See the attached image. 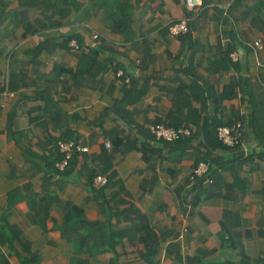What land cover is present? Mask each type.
Instances as JSON below:
<instances>
[{
  "label": "crops",
  "instance_id": "0c3cea01",
  "mask_svg": "<svg viewBox=\"0 0 264 264\" xmlns=\"http://www.w3.org/2000/svg\"><path fill=\"white\" fill-rule=\"evenodd\" d=\"M181 18L189 31L171 35ZM94 30L105 67L78 85ZM159 119L192 135L156 141L148 132ZM238 120L242 145L217 142L213 127ZM60 138L89 148L68 175L51 165ZM199 159L214 177L201 191L189 180ZM85 165H110L124 188L107 195L133 203L149 229L112 250L79 251L61 231L68 203L104 218ZM0 235L6 264L21 263L23 243L39 264H264V0L195 10L186 0H0Z\"/></svg>",
  "mask_w": 264,
  "mask_h": 264
},
{
  "label": "trees",
  "instance_id": "16d2710c",
  "mask_svg": "<svg viewBox=\"0 0 264 264\" xmlns=\"http://www.w3.org/2000/svg\"><path fill=\"white\" fill-rule=\"evenodd\" d=\"M228 11L232 12V8L229 7L228 9L222 11L223 17L225 18L228 17V13H229ZM73 38L75 37L66 38L64 44H68L69 41ZM43 47H44V44L42 43L38 47H36L35 50H39L40 48H43ZM98 55H99V49H95V46L91 47L89 54L81 55V52H80V55H79L80 62L75 72V83H77L78 85H81V79L84 80L85 74H87L88 76L92 74L95 75L96 70L98 72L104 69L105 65L98 59ZM86 57L90 58L89 64H87V61L84 62L83 60ZM81 60H82V63H81ZM84 63H85V66H84ZM127 75L128 74L124 72V74L119 77H122L125 83L129 85H133L134 76L130 75L129 81H126ZM156 123H163L167 126H173L176 128L188 127V126L172 125L170 123L167 124L162 119H159ZM218 126L220 125H215L213 127L215 129L214 137L216 138L217 142L225 145L218 139V135H217ZM148 133L156 141L170 143V141L157 140L155 135L151 132L150 128H149ZM191 135L192 133L189 136ZM189 136H185L173 142L181 141ZM61 139L71 140V138H60L57 140L56 142L57 147H58L57 155L54 156V159L52 160L51 165H52L54 172L61 173L62 175H68L72 173L76 168L78 151L74 152V154L68 159V164L65 167V169L61 170L58 167V162L62 161V159L65 157L64 153L61 152L58 146V141ZM110 143L112 146L111 148H113L114 144H112V142ZM150 149L152 150V152H155V149H153L152 147ZM205 161L210 162L209 160L199 159L197 161L196 166L199 163L205 162ZM97 167L98 169H96L95 167L85 165L84 169H82V172L84 173V175L87 174V181H88L87 185L91 188V191L94 193V195L99 200L101 199V205H102V210L104 213V218L98 219L95 221H90L89 219H87L85 212L81 207L68 203V209H65L64 219L61 225L62 234L69 241H72L73 243L78 245L79 251L86 248L87 247L86 245H90V249L92 250L95 249L97 251L99 250L102 251L105 249L112 250L117 246V244H119L122 241L123 238L135 236L138 233V231H140L141 229H144V228L149 229V225H148L147 219L145 218L144 214L141 211H139L138 208H136L133 205V203L121 208L120 202H124L125 200L121 196H119L118 192H113L112 195L111 193L107 195L106 193L107 189H110L115 186H118L121 189L124 188L121 180L117 177V174L115 172L106 174V171L110 169L111 166L108 165V167L106 168V171L105 170L100 171L99 165H97ZM98 174H102L107 177L108 181L105 185L98 186L95 184V177ZM208 176L212 177V174L210 173V171L203 177L197 179V181L200 182L201 184H199L198 182L197 184H194L196 187L200 189V191L208 187V185L202 184V181L204 180V178ZM110 195H111V198L108 197ZM114 219H116L115 222L113 221ZM123 220L126 221L128 224L126 225L122 224ZM151 236L154 238L152 233H151ZM0 240H4L2 239V235H0ZM94 240L95 242H97L96 244H92ZM9 241L11 242V240ZM155 242L156 241L154 240V243ZM22 249L26 254L20 255V259H21L20 264H39L40 263L41 256L37 252H32L28 243H23ZM6 263H7L6 258H3L0 260V264H6Z\"/></svg>",
  "mask_w": 264,
  "mask_h": 264
},
{
  "label": "built area",
  "instance_id": "2783aa9c",
  "mask_svg": "<svg viewBox=\"0 0 264 264\" xmlns=\"http://www.w3.org/2000/svg\"><path fill=\"white\" fill-rule=\"evenodd\" d=\"M202 3V0H186L187 7L190 10H195V8ZM230 3L226 1L224 6L225 10L228 9ZM168 31L171 35L177 36L181 33H185L189 31V23L187 18H181L180 20L174 21L168 25ZM93 43L90 45L92 47L96 46L98 39L100 38V33L97 31L92 32ZM69 47L76 50L81 51L83 49V45L80 40L77 38H73L68 43ZM254 45L257 47H263V42L257 40L254 42ZM234 57H237L236 54H232ZM118 76H122L124 74V70L119 69L117 72ZM130 76H126V81H129ZM4 96L14 97L16 95L15 91H12L6 85L3 90ZM151 132L155 135L157 140L164 141H176L185 136H189L192 133L191 128L189 127H180L176 128L173 126H167L163 123L151 124L149 126ZM242 129L243 124L240 120L232 123V124H222L217 128L218 139L227 146H239L242 145ZM107 147L111 149V143L107 142ZM59 149L62 153H64L65 157L62 161L58 162V167L63 170L68 164V159L74 154V152H85L88 151L89 148L81 145L79 142L74 140H59L58 141ZM211 168V163L208 161L199 163L193 170V172L189 176V180L191 184H197V179L206 175ZM108 179L105 175L98 174L95 177V184L98 186L105 185ZM214 182V177H206L202 181V184L209 185ZM201 184L200 182H198Z\"/></svg>",
  "mask_w": 264,
  "mask_h": 264
}]
</instances>
